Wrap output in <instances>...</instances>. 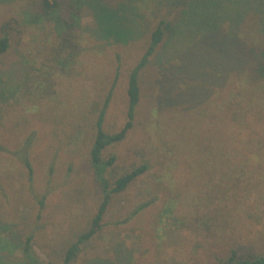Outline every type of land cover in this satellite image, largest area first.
<instances>
[{
    "label": "rangeland",
    "instance_id": "rangeland-1",
    "mask_svg": "<svg viewBox=\"0 0 264 264\" xmlns=\"http://www.w3.org/2000/svg\"><path fill=\"white\" fill-rule=\"evenodd\" d=\"M172 1L129 5L116 21L83 11L78 50L59 54L55 21L32 23L30 1L0 0V37L11 43L0 59V264H25L18 245L29 236L39 264H62L88 227L105 195L90 157L98 116L110 95L104 130L126 124L130 73L159 22L178 17ZM215 8L192 5L141 72L134 126L103 152L116 158L104 176L112 185L136 166L148 171L113 195L73 264H216L232 250L264 257V81L249 86L226 45L204 40ZM254 9L221 14L223 30L255 34L249 14L262 7ZM211 190L207 206L222 196L241 203L217 237L195 223Z\"/></svg>",
    "mask_w": 264,
    "mask_h": 264
},
{
    "label": "trees",
    "instance_id": "trees-1",
    "mask_svg": "<svg viewBox=\"0 0 264 264\" xmlns=\"http://www.w3.org/2000/svg\"><path fill=\"white\" fill-rule=\"evenodd\" d=\"M32 4L34 14L32 23H55L56 31L60 33L59 44L57 51L59 54L64 52H76L80 46L79 36V20L83 11L91 10L96 14L98 21L99 18L110 17V20H115L118 14L125 7L143 2L145 0H111L117 1L118 6H113L110 0H27ZM212 1L217 4L216 10L212 11V17L215 14L216 20H213L210 27L207 29L209 33L205 36L204 40L209 41L213 45H226L224 49L228 50L229 61L240 63L238 72L246 79L249 86L259 84L264 81V0H174L170 3L174 4L179 9L178 17L167 20L164 19L159 22L156 28L151 34V39L147 51L143 55L140 62L134 67L130 73L128 82V110H127V122L124 127L116 133H108L103 128L104 118L110 101V95L106 99L103 108L100 111L98 120L96 123V136L91 149L90 157L93 167L98 173L99 179L104 185L105 195L100 203L96 214L88 224V227L77 236L75 242H73L65 251L62 264H73L79 254L82 252L83 246L87 244L102 228V222L107 213V209L111 204L113 195L120 194L126 191L134 182H136L141 176L148 171V165L142 164L136 166L132 171L117 178L112 185L109 184L105 178L106 170L111 167L116 161L115 157H111L107 160L103 158V152L110 146L123 142L130 130L134 126V120L136 117L137 108L141 100V86H140V74L146 65L149 63L150 58L154 55L157 48L167 37H172L177 32V25L183 18L184 13L190 9L192 5H216L212 4ZM225 4V5H224ZM231 4V5H229ZM240 5L241 7H238ZM250 8L262 7L261 11L250 13L254 15L258 22H255L256 33L248 32L244 38L240 34V28L237 27L232 35H228L222 28V17L224 14L231 12L233 18H237L239 13L236 11L243 6ZM249 5V6H248ZM207 9H210L206 7ZM228 8V9H227ZM254 9V11H256ZM261 13V14H260ZM222 14V17H220ZM117 15V16H116ZM248 16V15H247ZM247 16H244V18ZM241 18V17H239ZM244 19L243 23L245 22ZM54 19V20H52ZM213 18H211L212 20ZM215 22L217 25H215ZM263 22V28L261 26ZM43 23V24H44ZM210 23V21L208 22ZM239 28V29H238ZM169 37V38H170ZM11 46L10 39L4 35L0 37V59L5 55ZM233 53H231V52ZM232 54V56H231ZM239 74V75H240ZM25 165L28 169H31V163L28 158H25ZM236 187V186H235ZM214 190H211L210 197L203 203L202 206L205 209H199L202 214H199L196 219V227L198 229L205 230L213 237H217L221 231H227L231 229L234 222H237L240 213L241 203L234 198V203L229 206L224 196L219 198L218 203L214 206H207L212 198H214ZM44 200V197H43ZM225 200V201H224ZM146 205L136 209L134 214L143 210ZM236 220V221H235ZM232 224V225H231ZM3 237H0L2 240ZM32 240L33 237L26 238L24 243H19L18 248H23V260L25 264H39L36 258L32 257ZM216 264H264V257L256 256L253 254L239 253L232 250L230 255L225 261Z\"/></svg>",
    "mask_w": 264,
    "mask_h": 264
}]
</instances>
